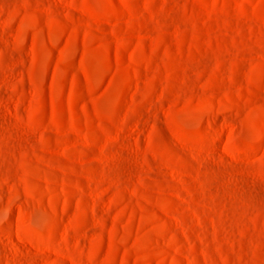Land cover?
I'll list each match as a JSON object with an SVG mask.
<instances>
[{
  "label": "rangeland",
  "instance_id": "rangeland-1",
  "mask_svg": "<svg viewBox=\"0 0 264 264\" xmlns=\"http://www.w3.org/2000/svg\"><path fill=\"white\" fill-rule=\"evenodd\" d=\"M0 264H264V0H0Z\"/></svg>",
  "mask_w": 264,
  "mask_h": 264
}]
</instances>
